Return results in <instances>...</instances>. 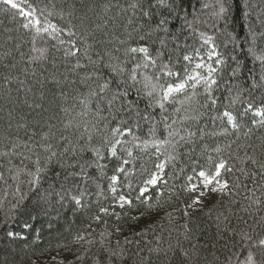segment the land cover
I'll return each instance as SVG.
<instances>
[{"label":"trees","instance_id":"obj_1","mask_svg":"<svg viewBox=\"0 0 264 264\" xmlns=\"http://www.w3.org/2000/svg\"><path fill=\"white\" fill-rule=\"evenodd\" d=\"M149 2L154 13L151 19L144 15ZM28 3L42 9L45 17L59 28L72 30L75 36L71 39L76 40L80 52L65 56L67 31L36 34L34 29L22 27L25 20L15 9L0 4V152H10L12 143L21 141H28L29 147L38 144L41 134L50 128L55 134L50 142L59 152L66 143L60 137L68 136L75 143L84 131L82 126L76 125L88 123L90 128L92 124L96 126L91 143L101 148L103 158L97 159L87 150L75 156L66 154L63 167L53 162L42 174L39 185H29L31 177L26 172L13 179L8 161L17 168L34 171L35 156L43 157V150L35 147L29 151L21 145L15 149L21 155L0 156V171L5 174L4 180H0V264H40V261L50 264L56 254L70 264H76L74 254H84L83 264H89L92 254L101 247L102 233L108 246L115 248L119 241V246L126 249L123 264H143L144 261L163 264V253H149L148 249L157 246L167 249L169 244L176 249L171 264H189L180 247L193 255L195 264H238V261L242 264L247 249L239 234L248 231L254 238L264 235V223H257L264 217L261 192L264 182L257 175L254 185L251 172L259 170L251 163L241 165L236 159L244 156L246 149L242 146L248 144L257 146V158H264L259 147L264 127L252 125L251 112L241 116L247 103L259 105L264 101V80L261 79L264 64L256 58L264 55V0H166L164 5H157L156 0H28ZM134 3L140 7H131ZM222 4L223 13L220 12ZM160 18L169 21L170 35L164 46L159 43L163 32L148 34L149 25L154 26ZM60 40L65 43L60 44ZM141 45L147 46L154 58L157 51L164 53L157 59L155 69L150 66L146 70L153 77L159 74V83L164 85L183 80L186 69L188 74L198 71L206 75L205 70L195 68L201 63L200 58L205 64L211 63L218 69L214 74L217 84L212 91L216 105L209 101L202 83L193 90V82L189 81L185 90L174 93L161 109L144 94L141 83L133 84L128 80V72L123 75L112 72L110 64H120L130 71L135 63L141 62L143 54L127 52L129 47ZM213 46L223 60L220 65L216 64V57L208 59ZM185 55L191 56V61H185ZM99 58H102L100 63H92ZM77 62L81 67H74ZM163 63L179 72V77L161 74ZM94 69H99L101 80L87 78ZM103 80L110 81L109 89L102 96H89L90 91H98L97 85ZM117 89L126 90L128 95L113 104L110 115L107 101ZM193 91L196 93L193 100L181 105L179 101L191 96ZM237 93L239 99L233 103L232 98ZM82 101H86L87 106ZM128 101L132 102L131 110ZM176 108L180 111L175 112ZM225 108L243 125L238 132L231 129L226 118H221ZM69 121L72 126L66 128ZM121 121L126 122L121 127H131L132 133L119 137L122 143L117 145V155L113 157L104 137L110 136V130ZM166 124L171 125V129L165 127ZM224 128H228L227 134ZM248 128L252 131L245 137ZM170 130L175 133L171 137ZM164 140L169 142L153 143ZM145 141L149 142L147 146ZM126 149L131 150V156ZM247 151L252 154L251 149ZM209 157L212 161L223 157L234 165L233 172L224 174L230 185L228 193L206 190L208 194L201 197L199 207L189 206L199 193L186 192L181 186L186 184L187 176L195 178L201 168L209 167ZM124 160L128 164H123ZM161 162H165L162 181L146 193L152 197L151 211L136 220L131 217L138 212L127 207L115 206L119 219L116 215L99 212L101 207L113 211L110 191L113 175L119 177L115 185L118 192H127L129 183L138 190ZM96 163L104 167L97 168ZM80 165H84L83 175H78ZM121 166L124 172H117ZM241 167L250 170L249 178L245 179L239 171ZM236 184L242 186L235 187ZM254 186L253 196L248 189ZM157 188L163 193L158 203ZM82 192L78 206L71 197L80 196ZM250 196L260 198L258 211L257 206L245 198ZM140 211H144L143 206ZM97 215L101 217L99 221L94 219ZM25 224L30 227L25 228ZM9 232L18 235L9 236ZM77 235L84 236V240L77 241ZM185 235L189 239H185ZM126 238L130 243L125 244ZM177 241L180 247H176ZM193 244L198 248L194 253ZM65 246L72 252L65 251Z\"/></svg>","mask_w":264,"mask_h":264},{"label":"snow or ice","instance_id":"obj_2","mask_svg":"<svg viewBox=\"0 0 264 264\" xmlns=\"http://www.w3.org/2000/svg\"><path fill=\"white\" fill-rule=\"evenodd\" d=\"M157 5H164L166 4V0H156ZM0 4H4L7 6H10L11 9H15L19 16L23 17L25 20V23L22 24V27L25 29H34L36 34H40L41 32L48 33L49 35H54L56 33H60L63 31H67V35L69 37V40L67 41L68 48L65 50V56H75L77 53L80 52V48L76 46V40L71 39V37L75 36V33L68 29H61L56 24L50 22L47 17L44 15V11L40 9L38 6L33 5L31 3H28V0H0ZM131 7L137 8L140 7L139 4H132ZM151 3H148L147 9L144 10V15L151 19V17L154 15L151 11ZM170 7V5H169ZM225 11V8L223 4L220 7V12L223 13ZM43 17V19H42ZM154 32H163L164 37L160 38L159 43L161 46H164L166 43V38L170 35V29H169V21L167 18H160L156 21V23L153 25H149V33L152 34ZM175 39V37H172ZM255 39V37H253ZM211 39V38H208ZM60 44H64V40L59 41ZM42 54H43V50ZM128 53L136 54L140 53L143 54V60L141 62L135 63L133 67L129 70L125 69L120 64L115 65H108L112 72L117 73L118 75H123L125 72H128V80L135 83H141L143 86V89L145 90L144 94L150 98V100H153L155 104H157L161 109L164 108V104L166 101H168L174 93L183 92L185 88L187 87V84L189 81H192V88L195 90L197 85H200L201 83L204 86V92L208 95V99L211 102L212 105H216L217 99L212 97V91L213 86L217 84V80L214 76L215 73H217L218 69L214 67L211 63L205 64L203 62V58L201 59V63H197L195 65L196 69L200 68H206L207 74L201 75L200 72L196 71L195 74H188L187 69L185 70V78L177 83H168L167 85L159 83L160 75H156L155 77L148 75L146 70L151 66L153 69L157 67V59H160L163 57L164 53L157 51L156 58H154L152 55L149 54V48L145 45L136 46V47H129L127 49ZM84 55L87 56V49H85ZM213 57H216V64L220 65L223 63L222 58H220L219 53L215 50V46L208 52V59L211 60ZM258 60L261 61L262 64H264V55H260L256 57ZM185 61H191L192 57L189 55H185L183 57ZM102 58H99L97 61H92L93 64L100 63ZM76 68L81 67L79 62L74 66ZM161 74L167 76V77H179V72H174L172 68L167 63L161 64ZM236 74V70H233V75ZM138 76L140 77L138 80ZM95 77L97 80H101V73L99 69H94L93 72L87 77L88 79H91ZM262 80H264V76L261 77ZM122 83L127 84V81H122ZM110 87V81L103 80L100 84L97 85V90H92L89 92V96L95 97V96H102L103 93H105L106 90H108ZM140 91L139 89L137 90ZM128 92L126 90L121 91L120 89H117L112 93V98L107 101L110 115L111 108L113 104L119 100L121 97H127ZM196 95L195 91H193L191 96L185 97L184 100L179 101L181 105L185 104L186 102H190L193 100L194 96ZM239 99V93H237L236 97L232 98L233 103H235L236 100ZM82 103H85V106H87L86 101H82ZM128 108L129 110L132 109V102L128 101ZM123 107V105H121ZM180 108H176L175 112H179ZM249 112H251L252 116L254 117L251 121L252 125L255 127H264V101H262L259 105H255L254 103H247L246 107L243 109V112L241 113V116L247 115ZM80 115H84L81 113ZM96 115H99V112L96 113ZM137 116H139V112L136 113ZM185 119L187 117H184ZM221 118H226L227 124L231 127V129L235 131H239L241 127H243L242 124L237 122V116L234 115L231 111L225 110L221 114ZM167 119V118H165ZM126 122L121 121L120 124H118L117 127H114L110 130V136L104 137V141L106 145L109 146V152L111 156L115 157L117 155V145H120L122 143L121 139L119 137L123 136L124 133L131 134L132 128L131 127H121V125H124ZM175 121H173V124ZM71 121H69L67 124H65V127H70ZM83 127L84 131L81 133L79 139L77 142H73L72 139L68 136H61L60 140L65 141V145L62 149V151L57 152L54 150L53 144L50 142L51 139L54 137V133H52L51 128L48 132H44L41 134V140L38 144H33L31 147H29L28 141H21L20 144L12 143V150L10 152H0V156H10V155H21V153H17L15 149L19 146H23L25 148H28L29 151H32L33 148L39 147L43 150L45 155L41 157L39 154L35 156L34 165L35 170L29 171L26 168L21 169L17 168L15 165L12 164V161L9 160L8 164L11 165V167L8 168V171L10 173H14L13 179H18L21 172H26L31 179L28 181L29 185H39L42 174L46 173L48 170L49 165L53 164V162L61 164V166H64V157L66 154H71L75 156L78 152L83 153L86 150L91 151L95 154L97 159H102V152L100 147H95L92 145V133L93 131H96L95 124L91 125V128L89 127L88 123H84L83 125H76V127ZM165 127L171 129V125L166 124ZM107 128V126H106ZM252 129L248 128V130L244 133L245 137H248L251 133ZM223 132L225 134L228 133V128H224ZM175 133L174 131H169L168 135L169 137L173 136ZM35 133H33V136ZM189 136L193 135V133H188ZM4 139H8V137H4ZM19 140V137L16 138ZM32 137H29V140H31ZM137 138L134 136L133 140H136ZM183 139V137H181ZM261 139L260 149H261V156L264 157V138ZM83 140L84 143L80 144L79 141ZM169 141H153V143L163 145L167 144ZM149 142L145 141L144 145L147 146ZM245 150V154L243 157H236L241 163V165H244L246 163H251L254 165L259 171L258 172H251V178L253 179L254 185H255V177L257 175L260 176L261 181L264 182V158H257V146L255 145H243ZM247 149L252 150V154L249 155ZM128 152V155L131 156V150L126 149ZM217 152H220V149H216ZM26 159H30V157H26ZM210 165L208 168H201L196 173L195 178L193 176H187L185 178L186 184L182 185L181 187L184 188L186 192H198L199 195H197L192 200V205H200L202 203L201 197L205 196L208 193H219V194H227L228 190L230 188L228 179L225 178L224 174H228L233 172L234 165L229 162V160L220 157L217 161H212L211 157H209ZM88 163V162H85ZM123 164H128L127 160H124L122 162ZM97 168H103L104 165H101L99 163H96L95 165ZM2 167V165H0ZM81 172L78 173V175L84 174V165H80ZM165 168V162H161L156 165L157 171L152 172L148 175V178L145 179L142 182V185L137 189H134L133 186L129 183L126 187L128 189L127 192L120 191L118 192L117 187L115 186L116 183L119 180V177L117 175H113L110 179L112 181V184L110 185V191L113 196V211L110 212L109 207H101L99 208L100 213H104L106 215H116L117 219L120 218L119 213L114 212L115 206H119L121 209H124L127 207L129 210L138 212L137 216L131 217V219L136 220L139 219L141 216H144L146 212L151 211L154 207V205L151 203L152 197L151 195H146V193H149L151 186H157L162 181V175L163 170ZM183 171V170H181ZM195 171V169H194ZM239 171L244 175L245 179L249 178L250 170L245 169L244 167H241ZM117 172H124V168L121 166L117 168ZM59 175V173H57ZM69 175H72V173H69ZM5 174L3 171H0V180H4ZM67 179V177H65ZM198 181V183H194L193 180ZM166 183V181H163ZM242 185L236 184L235 187H241ZM243 187L247 188V185H243ZM202 189H207L208 193L203 191ZM31 190V188H30ZM248 191L253 193V196L256 191V187L254 186L252 189H248ZM17 192H19V186H17ZM261 192L264 194V183L261 184ZM135 193V194H133ZM163 195V193L157 188V203L159 201V196ZM83 196V192L80 196H72L71 199L75 202L76 205H81V198ZM246 199L251 201V204L256 205V210H259V206L261 205V200L259 197H245ZM21 199H24V196H21ZM60 199L63 200L64 196L61 195ZM189 205V206H192ZM144 207V211H140V207ZM247 211L248 209H244ZM127 214V213H125ZM167 215H171L170 213ZM185 215H187V211H185ZM94 219L96 221H99L101 217L99 215L95 216ZM227 217H225V220ZM257 223H264V217L261 218L260 221H257ZM25 228L30 227V225L25 224ZM187 227V225H185ZM255 229L253 228V231ZM117 232L120 231L119 228L116 229ZM9 236H15L18 235L17 233L9 232L7 233ZM142 233H137V235H141ZM107 235H110L107 234ZM241 241L244 242V246L247 249V254L242 262V264H264V235H258L256 238L253 237V235L248 231H242L240 234ZM105 236L104 233L101 234V247L92 254L89 264H123L124 257L126 254V249L123 247H120V242L117 241V247L113 248L108 246L103 237ZM77 241L84 240V236L77 235L75 237ZM160 238L157 237V240ZM185 239H189L187 235H185ZM87 243L92 244V241H87ZM130 243L127 238L125 239V244ZM138 243V241H137ZM180 247L179 241H177V246ZM253 249L255 251H253ZM65 251L71 253L72 249L65 246ZM88 250H85L87 252ZM149 253H156L157 255L163 253V256L165 257L163 264H171V259L173 256H175L176 249L172 244H169L167 249H162L161 247L157 246L155 248L148 249ZM180 251L182 256L189 261V264H195V259L193 255H190V252L188 250H184L182 247H180ZM198 248L195 244L192 245V252H197ZM171 254V255H170ZM76 264H83V261L85 259L84 254H74ZM230 259V258H229ZM33 264H36V262H33ZM40 264H49L48 261H40ZM50 264H70L69 261L66 260V258L57 259V257L53 256L50 259ZM143 264H146V261L143 262ZM238 264L240 262L238 261Z\"/></svg>","mask_w":264,"mask_h":264},{"label":"rangeland","instance_id":"obj_3","mask_svg":"<svg viewBox=\"0 0 264 264\" xmlns=\"http://www.w3.org/2000/svg\"><path fill=\"white\" fill-rule=\"evenodd\" d=\"M200 69H202V70H205L206 72H207V69L206 68H200ZM201 74V73H200ZM194 183H198V181H196V182H194ZM206 190L207 189H203V191H205L206 192ZM201 199V198H200ZM201 201H202V199H201ZM201 205V204H200ZM200 205H192V207H199ZM53 256H55V257H57V259H61V256L59 255V254H56V255H53ZM52 256V257H53Z\"/></svg>","mask_w":264,"mask_h":264}]
</instances>
